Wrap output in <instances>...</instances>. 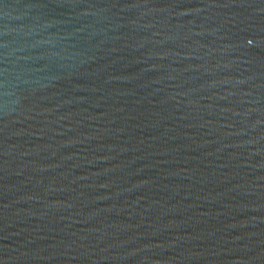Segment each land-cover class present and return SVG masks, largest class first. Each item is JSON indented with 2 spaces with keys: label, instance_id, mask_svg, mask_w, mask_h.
I'll list each match as a JSON object with an SVG mask.
<instances>
[{
  "label": "water",
  "instance_id": "obj_1",
  "mask_svg": "<svg viewBox=\"0 0 264 264\" xmlns=\"http://www.w3.org/2000/svg\"><path fill=\"white\" fill-rule=\"evenodd\" d=\"M0 264H264V0H0Z\"/></svg>",
  "mask_w": 264,
  "mask_h": 264
}]
</instances>
